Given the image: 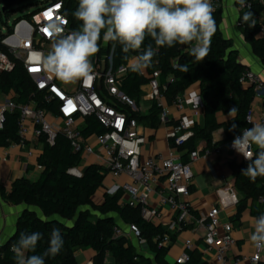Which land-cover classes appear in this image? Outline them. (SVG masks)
<instances>
[{"label": "trees", "instance_id": "16d2710c", "mask_svg": "<svg viewBox=\"0 0 264 264\" xmlns=\"http://www.w3.org/2000/svg\"><path fill=\"white\" fill-rule=\"evenodd\" d=\"M4 1L10 2V0ZM48 1L51 0H46L44 3ZM61 1L70 29H78L81 22L72 15L78 7V0ZM261 8L254 3L252 9L247 11L256 14ZM37 10L24 14L17 20H30ZM3 11L7 13L8 8L4 7ZM243 12L246 11L240 13V30L254 54L264 64V39L258 36L256 23L254 27H250L248 23L241 22ZM213 15L217 30L204 60L196 61L188 52L189 45L177 44L173 47L157 48L154 41L148 38L139 51H143L150 43L153 45L156 55L153 57L152 66L142 73L133 72L128 68L120 80V90L134 101L137 108L143 96L142 86L155 79L153 76L155 71L159 72L158 82L168 103L174 102L177 96L182 95L192 85L199 84L203 106L202 120L194 122L191 128L192 135L179 147L184 162L187 161L188 153L195 149L198 141L203 140L209 148L217 145L213 143L212 136L216 129L223 127L224 140L228 141L238 130L246 126V114L254 96L252 87L243 86L239 82V76L245 66L237 61V52L232 48L231 40L222 34L220 9ZM3 37L4 35L0 34V50L8 54L14 66L10 71L0 73V92L10 95V99L18 106L34 101L37 106L54 111L53 103H46L44 95L35 90L22 63L14 59L8 48L1 43ZM112 46H114L112 60L115 70L127 64L126 57L139 54L138 51L124 53L118 42L105 43L101 38L100 51L96 55L101 57L108 54ZM176 61L181 65L187 64L188 71L174 68L173 64ZM170 77L173 81H170ZM233 107L236 112L233 113L232 119L228 123H219L217 114L229 113ZM123 108L129 118H135L144 127L157 129L160 125L162 107L156 101H150L146 113H141L138 109L133 111L127 106ZM18 117V109L4 112L2 128H0V148L19 143ZM106 131L93 115L84 118L81 127L84 137L103 134ZM38 141L41 144V151L36 162L42 167L38 178L34 181L25 177L17 178L9 191L0 187V195L11 204L35 207L41 215L32 208L25 209L20 214L14 234L6 243L0 245V264H15L14 254L10 249L22 232L43 234L35 252L27 253L42 254L48 247L50 233L54 227L60 229L64 245L55 257H46L45 264H77L75 251L79 248H91L94 251L92 264H105L107 255L113 258L114 264H203L197 250L188 251L190 258L185 263L168 262L166 260L168 244L159 245V242L164 233L169 234V242L174 241L178 232H168L162 224H154L143 219L138 206L121 204L123 196L121 189L112 194L106 191L100 192L108 175L103 166L91 163L82 169L80 175L70 173V169L82 165L83 158L80 152L73 150L64 134H56L52 142H48L45 136L38 137ZM257 151L258 148L255 147L253 152ZM248 163L246 159L229 163L234 187L239 197L236 212L239 216L249 207L250 214L257 217L264 213L263 202L260 201V199L264 200V177H257L253 182L241 175V170L246 168ZM97 197H100L99 201L96 200ZM117 219L125 225L133 223L138 227L140 237L145 240V244L140 248L141 251L130 239L114 236V227L118 226ZM188 226H182V229Z\"/></svg>", "mask_w": 264, "mask_h": 264}, {"label": "built area", "instance_id": "2783aa9c", "mask_svg": "<svg viewBox=\"0 0 264 264\" xmlns=\"http://www.w3.org/2000/svg\"><path fill=\"white\" fill-rule=\"evenodd\" d=\"M216 10L220 9V0H211ZM261 6V10L254 15L258 25V34L264 39V0H246V6L237 8L240 11L251 10L253 4ZM250 6V7H249ZM53 23L61 24L65 34L71 32L69 21L63 13L61 0H51L40 6L30 20L20 19L14 22L12 31L1 39L9 53L18 59L30 77L37 92L44 95L46 103H53L54 111L39 107L34 101L27 104L16 105L10 98L0 105V128L4 119V112L19 110L18 144L24 145L29 131L36 137L45 136L52 142L56 134H64L70 141L74 151L80 152L83 160L93 155L96 164L103 166L114 184L106 192L114 193L121 189L123 196L121 204L139 207L143 219L154 224H162L168 232L180 233L187 226L190 219L192 205L189 200L190 184L193 178L192 162L199 157L211 153L218 154L220 146L198 149L188 153L187 161H182L180 146L192 135L191 128L194 120L186 117L178 118L166 131L167 151L156 155L145 156L143 146L146 136L139 132L142 125L135 118H129L123 106L136 111L133 100L121 90V77L126 73L128 66L113 68L112 54L114 46L108 54L101 57L95 55L91 58L94 69L92 80H80L73 84L69 90L64 89L58 79L50 77L44 70L41 54L50 50L42 47L43 44L52 45L53 37L48 28ZM105 63L101 75L102 63ZM14 66L13 60L0 50V73L10 71ZM154 80L148 83L149 89L143 93L142 98L156 101L161 107L160 125L167 121V109L164 107V93L158 82L159 72L153 73ZM101 77L100 87L97 80ZM170 81L173 78L170 77ZM239 82L243 86L253 88V101L246 114V126L238 130L226 143L229 150L237 153L232 147L235 136L240 135L244 128H250L255 123L264 124V78L252 69L245 67ZM261 103L259 115L256 117L254 103ZM173 104L180 111L183 109V97H176ZM93 115L107 130L103 134L93 135L100 151L96 152L92 144L81 133V127L86 116ZM29 123L31 127H29ZM256 146L252 145L251 151ZM29 155L31 152L28 153ZM241 159H245L237 153ZM80 167L70 169V173L80 175ZM221 200L231 205H237L238 193L234 181H227L224 187L217 189ZM264 202L263 199H260ZM172 211L168 221L163 219V208ZM220 209L212 205L196 222L203 232L204 252H211L217 264H241L242 258L230 257L234 246L232 225L230 222L222 223L219 217ZM132 235L137 239L139 247L145 244L140 237L138 227L131 223L127 229L123 226L114 227V236ZM169 243V234L164 233L159 245ZM193 243L190 239L184 241V251L175 259L177 263L189 261L188 251ZM251 263L257 264L261 260V251L255 248L249 257ZM84 264H92V260Z\"/></svg>", "mask_w": 264, "mask_h": 264}, {"label": "clouds", "instance_id": "9594fccd", "mask_svg": "<svg viewBox=\"0 0 264 264\" xmlns=\"http://www.w3.org/2000/svg\"><path fill=\"white\" fill-rule=\"evenodd\" d=\"M236 3L240 8L246 6V0H236ZM214 12L211 0H78V7L72 13L81 22L78 29L65 34L61 24L49 26L53 43L49 52L41 54L43 68L50 77L64 84L92 80L91 58L100 51L101 38L105 43L118 42L124 53L138 51L139 54L126 57L128 68L136 73L151 67L156 55L151 43L139 51L148 38L157 48L189 45V54L196 61H202L217 30ZM254 15L251 11L243 12L241 22L254 27ZM173 67L188 71V65H181L179 61ZM235 112L233 107L229 113ZM252 145L258 148L257 152L250 150ZM231 147L249 161L241 175L253 182L257 177H264V124L255 123L244 128L234 137ZM252 227V246L264 251V213L253 218ZM42 235L40 232L20 233L10 249L15 264H45L46 257L60 253L64 239L60 229L54 227L45 251L28 255L35 252Z\"/></svg>", "mask_w": 264, "mask_h": 264}, {"label": "crops", "instance_id": "0c3cea01", "mask_svg": "<svg viewBox=\"0 0 264 264\" xmlns=\"http://www.w3.org/2000/svg\"><path fill=\"white\" fill-rule=\"evenodd\" d=\"M220 4V28L224 37L231 40L232 48L237 52V61L243 66L259 73L264 78V64L254 54L252 47L245 40L240 30L241 11L237 8L236 0H220ZM258 36L260 37L259 34ZM126 66H128V62ZM58 82L66 90L71 89L73 85L64 84L59 80ZM148 89L149 87L147 84L142 86L143 93ZM182 97L184 105L183 109L180 111L173 102L168 103L164 99V107L167 109V121L165 125H159L157 129H150L143 125L139 127V132L146 136V143L143 146V154L145 156L166 153L168 147L166 131L178 118L186 117L193 119L194 121L202 120L203 106L200 97L199 84L196 83L188 88L182 94ZM9 98L10 95L0 92V105ZM142 101L148 102V109L150 101L143 98L141 102ZM147 109L145 111H147ZM260 109L261 103H254L256 117L259 115ZM140 112L142 113V111ZM232 117L233 113L217 114V120L221 124L228 123ZM29 127H31L30 123ZM212 136L213 143H217V145L214 146H220L221 151L218 154L211 153L205 157L201 156L192 162L193 178L190 184L189 195L192 210L190 213V221L188 223L189 226L178 233L174 241L168 243L166 260L170 263H174L175 259L184 251V241L190 239L193 243L190 250H197L200 253L203 264H217L213 253L203 251V232L197 226L196 222L212 205H215L220 209V221L222 223L230 222L232 225L234 246L230 252V257L242 258L241 264H254L249 260V257L254 250L250 241V235L253 231L252 225L254 216L250 214L249 207L237 216L236 205L226 203L224 200H221L217 194V189L224 187L227 181H234L229 163L232 161H240L242 159L237 153L228 149L226 143L229 140H224L225 133L223 127L216 129ZM87 140L92 144L96 152L100 151V147L96 144L93 135L87 136ZM195 148L205 149L209 147H207L203 140H200L196 143ZM40 151L41 144L31 131H29L24 145L16 143L0 148V187L9 191L14 180L20 177L28 178L30 181L36 180L42 171V167L36 162V158ZM29 152H31L30 155L28 154ZM91 163H96L93 155L86 157V160L82 162L80 169H83ZM113 184L114 180L107 175L106 183L100 189V192L107 191V189ZM96 200L99 201L100 197H97ZM28 208L34 209L38 215H41L35 207H30L26 204H11L6 202L0 195V245H3L11 238L16 230L18 217ZM162 210L164 221H168L172 216V211L167 207H164ZM117 220L119 226H123L126 230L127 225L123 224L119 219ZM128 239H130L132 243L137 242L135 241L137 239L131 234ZM140 248L141 247H139V250L141 251ZM94 254L95 253L91 248L77 249L75 251L77 264H84L87 261L92 260ZM260 262L264 263V251H261V260L258 263ZM105 264H114V260L110 255L106 256Z\"/></svg>", "mask_w": 264, "mask_h": 264}, {"label": "rangeland", "instance_id": "374dc122", "mask_svg": "<svg viewBox=\"0 0 264 264\" xmlns=\"http://www.w3.org/2000/svg\"><path fill=\"white\" fill-rule=\"evenodd\" d=\"M45 1L46 0H15L14 3H6L4 0H0V34L4 36L8 35L11 28L13 27L14 21H16L17 18L19 19V17H22L24 14H29L37 10ZM4 7L8 8L7 13L3 11ZM51 46L52 45L49 43L42 45V47L46 48L47 50H51ZM12 57L16 59L15 56ZM147 106L148 102L142 101L139 105L140 111H142V113L146 112L145 110L147 109ZM85 160L86 159H84L83 161ZM93 213L96 215V212L94 210ZM133 244L139 250L138 243L133 242ZM144 252L147 253L146 251Z\"/></svg>", "mask_w": 264, "mask_h": 264}, {"label": "water", "instance_id": "95a60500", "mask_svg": "<svg viewBox=\"0 0 264 264\" xmlns=\"http://www.w3.org/2000/svg\"><path fill=\"white\" fill-rule=\"evenodd\" d=\"M15 0H10V2L14 3ZM104 67H105V63L103 62L102 63V66H101V70H100V74L102 75L103 72H104ZM100 83H101V77L98 78L97 80V87L99 88L100 87ZM251 87V85H249Z\"/></svg>", "mask_w": 264, "mask_h": 264}]
</instances>
